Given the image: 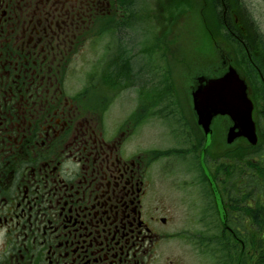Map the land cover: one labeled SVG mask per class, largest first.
Instances as JSON below:
<instances>
[{
  "label": "flooded vegetation",
  "instance_id": "obj_1",
  "mask_svg": "<svg viewBox=\"0 0 264 264\" xmlns=\"http://www.w3.org/2000/svg\"><path fill=\"white\" fill-rule=\"evenodd\" d=\"M120 12V0H0V264H182L179 248L192 237L214 257L220 249L229 254L233 234L222 215L246 230L254 223L246 192L218 177L216 140L232 125L225 116L212 120L204 159L222 209L199 160L206 185L198 195L162 188L157 162L166 155L143 146L140 130L153 117L170 120L172 131L188 123L176 100L160 96L165 82L155 84L153 116L156 75H148L146 61V77L137 81L145 58L137 65L124 52L132 57L121 62L113 41ZM97 37L107 41L92 89L93 74L75 84L72 61ZM127 91L133 107L121 114L114 102ZM191 120L199 150L206 139L194 113ZM231 191L242 194L233 200ZM177 192L185 195L177 199ZM184 199L197 215L177 212ZM190 225L198 227L194 236ZM236 243L248 264L247 244ZM227 258L221 264H232Z\"/></svg>",
  "mask_w": 264,
  "mask_h": 264
},
{
  "label": "rangeland",
  "instance_id": "obj_2",
  "mask_svg": "<svg viewBox=\"0 0 264 264\" xmlns=\"http://www.w3.org/2000/svg\"><path fill=\"white\" fill-rule=\"evenodd\" d=\"M120 5V16L118 15V21L113 24V27H115L113 31L116 32L113 35L114 38L120 33L123 43L128 48L131 47L136 50L141 46L142 49H138L136 53L143 54L145 62H149L148 75H156L157 80L152 79V83L161 86L165 82L163 85L170 84L179 92V107L182 110V117L186 118L188 123V127L182 126L180 130L176 128L175 131H172L171 125L173 123L170 120L153 117L140 130L139 139L143 141V146L151 144L154 149L161 150L163 153L166 150L170 151L168 157L157 162L158 168L163 172L162 188L168 187L167 190L169 191H191L192 195H198L203 184L201 175L195 171L193 156V153H197L198 156L199 151L193 150V142L190 139L193 132L189 131L190 127L195 136L198 133L193 126L191 113L188 110L190 109L189 99L191 97L189 87L192 83L193 85L196 84V80L194 82L192 80L193 75L191 76V73L193 71L196 73H200V71L212 73L214 71L212 64L221 67L224 62L227 66V62L233 58V65L241 71L247 82L253 86L257 103L255 110L260 124L264 125V77L261 79L258 73L259 70L264 75V51L262 50L264 46V0H230V24L234 25V19H237L240 23L241 19L248 20L249 18L256 29L258 35L256 39L260 49L253 50L251 54H247L240 45H228L226 39H230L223 38L222 29L217 25L218 13L215 11L214 0H120ZM95 25L98 26L99 22H96ZM129 26H132V28ZM106 41V37H97L90 40L81 55L72 61L75 84L83 82V73L96 72L98 58L102 53L103 46L106 45ZM125 45L123 44L122 48ZM213 45L216 48V53L212 57L213 60L207 61L205 57H207L209 51L214 50ZM253 58L255 60L259 58V64H257V60L253 61ZM141 62L142 59L139 55L135 63L139 65ZM142 70L143 74L136 79L137 81L144 80L147 62ZM166 72H168V75H166ZM96 79H91L92 89L96 86ZM153 89H155L152 100L154 108L157 87ZM132 97L130 91L122 92L114 102V105L119 107L116 111L122 114L124 111H128L131 105L133 107ZM153 110L155 111L156 108ZM177 123L181 124V121ZM189 123L192 125L190 124V126ZM179 134L180 136H178ZM217 136L219 135L217 134ZM220 136V140H216L215 145L216 168L223 162L228 163L226 159L220 156L224 153L223 146L227 145L225 137ZM188 150L191 152L188 155L180 154L181 151L187 152ZM173 152L180 155L171 157ZM247 155L246 151H239L238 156L243 158V160L239 159V163L244 162L245 164ZM164 169L166 170L163 171ZM213 169L215 170V168ZM229 182L231 183V181ZM235 185L238 186L237 182ZM179 192L175 194L177 199L180 197L179 195H185ZM248 198L251 199V196H248ZM252 202L253 200H248L249 205ZM188 203H190L189 199H184L182 204L178 205L177 212L184 217H194L195 209L190 208ZM237 227L240 229V226ZM197 228L194 225L188 226L191 232H195ZM247 235V232L244 231L243 237L249 240L250 235H252L250 229L249 236ZM194 245L195 243L192 244L191 241L187 242L182 249L179 248L182 264H215L218 262L217 259L214 260L198 251ZM235 246L233 244L231 247L232 254L235 256L233 264H235L236 254L239 252V248L237 249ZM221 263L222 261L219 262V264Z\"/></svg>",
  "mask_w": 264,
  "mask_h": 264
},
{
  "label": "water",
  "instance_id": "obj_3",
  "mask_svg": "<svg viewBox=\"0 0 264 264\" xmlns=\"http://www.w3.org/2000/svg\"><path fill=\"white\" fill-rule=\"evenodd\" d=\"M199 84L192 93L193 108L198 124L208 135L212 117L227 115L233 125L229 128L228 142L236 136L245 137L249 143H256L255 125L252 119V102L246 93V84L238 72L229 69L220 77L199 78Z\"/></svg>",
  "mask_w": 264,
  "mask_h": 264
},
{
  "label": "trees",
  "instance_id": "obj_4",
  "mask_svg": "<svg viewBox=\"0 0 264 264\" xmlns=\"http://www.w3.org/2000/svg\"><path fill=\"white\" fill-rule=\"evenodd\" d=\"M214 6L215 11L218 13L217 25L223 29L222 31L227 35V38L238 41L239 45L243 47L244 50H248L250 54L253 50H256L257 48L260 49L256 39L258 35L255 27L252 25L253 23L251 24V19L249 22L241 20L240 24L243 27V29H241L239 25L234 22V25L230 24V0H214ZM263 48L264 46L262 47V50L264 51ZM256 60L254 59L253 61H256L257 64H259L258 61L260 59L257 58ZM150 84L153 88L156 87L154 83L150 82ZM260 147L253 148L252 150H250L251 148H247L249 149L246 150L249 151L247 152L248 163L242 165L240 170L233 171V167H226L232 170L231 175H229V180L233 183L232 185L235 186L236 182L239 181L241 185H239L240 188L245 189L248 192V196H255V201L263 202V205H257L256 210L249 211L250 215L254 218V225L252 226L255 228L257 233H261L260 236H257L256 234L250 235L251 237L249 242L251 251L249 256V264H264V234L262 235V233H264V219L258 220L259 212H257V209L262 208L264 214V150L259 151ZM256 155L260 161L255 160ZM241 194L242 192L239 191V195ZM234 196L235 195H232V197ZM262 198L263 200H261ZM255 221H258L259 223ZM254 260L255 263L253 262Z\"/></svg>",
  "mask_w": 264,
  "mask_h": 264
}]
</instances>
